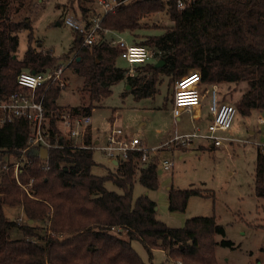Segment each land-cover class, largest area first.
<instances>
[{"label":"trees","instance_id":"trees-1","mask_svg":"<svg viewBox=\"0 0 264 264\" xmlns=\"http://www.w3.org/2000/svg\"><path fill=\"white\" fill-rule=\"evenodd\" d=\"M77 1L86 26L100 19L99 38L84 46L74 31L69 52L55 56L32 46L31 21L15 22L10 16L11 1L0 0V102L19 90L20 73L54 71L63 65L62 60L72 59L68 68L83 79L82 104L60 106L65 86L56 83L45 92V114L52 119L51 131L59 134L53 118L56 111H70L72 118L92 117L94 109L112 95V87L125 79L128 90L123 96L132 94L141 100L154 97L161 75L168 76L171 84L190 70L200 73L204 85L247 82L250 90L242 95L238 111L264 113V0H193L184 9H178V0H116L119 5L92 18L86 15V5L94 0ZM166 9L173 26L160 35H135L133 39L136 45L156 51L160 59L135 65V75L117 66L118 50L110 43L114 38L105 35L119 39L120 34L141 29L142 20ZM24 29L30 33L19 59L15 53L18 33ZM31 137L32 127L23 120L0 127V171L8 166L0 173V264H146L132 246L135 240L151 259L154 251L161 250L177 264H221L216 236H224L225 229L215 216L195 217L181 228H171L157 218V204L148 196L133 199L137 174L147 190L159 188L158 157L142 164L141 154L135 153L114 172L99 176L93 173L94 150L53 148L45 161L38 147L29 148ZM60 143L69 144L64 137ZM90 143L91 133L86 136V144ZM19 160L21 182L33 181L31 196L15 181L14 165ZM108 181L123 194L107 190ZM255 195L264 199L262 149L256 158ZM192 197L207 196L198 188H170L169 210L184 212ZM5 206L22 208L26 221L10 220ZM14 230L21 233L19 238L11 237ZM222 245L232 247L234 243L223 240Z\"/></svg>","mask_w":264,"mask_h":264},{"label":"rangeland","instance_id":"rangeland-1","mask_svg":"<svg viewBox=\"0 0 264 264\" xmlns=\"http://www.w3.org/2000/svg\"><path fill=\"white\" fill-rule=\"evenodd\" d=\"M12 3L11 18L18 22L27 18L31 21L33 30L32 46L39 51H50L55 56L67 54L75 40L74 31L64 24L66 18L83 22V12L77 0H10ZM165 2L167 0H164ZM9 2V0H8ZM178 2V1H177ZM187 3L190 0H186ZM104 3L112 7V0H94L87 3L90 18L99 17L105 12ZM178 7V4H177ZM179 9V7H178ZM14 10H18L17 13ZM139 30L125 32L120 36L127 44H135V35H160L164 28L173 26L167 9L155 13L140 22ZM30 30L19 31V47L16 56L21 59L28 45ZM110 39L118 40L112 34L105 35ZM138 42V40H137ZM153 59L157 62L160 55L153 51ZM70 60V59H69ZM67 60H62L66 64ZM117 66L135 75L138 66H131L128 62L117 58ZM195 70L188 71L185 75ZM67 84L61 92L58 104L64 108H74L82 104L79 90L83 79L72 68L64 72ZM162 82L158 85L154 97L136 100L132 94L123 96L128 90L126 79L112 87V95L105 99L92 112V126L95 138L104 140L110 122L124 128L125 133L140 138L148 149L159 146L170 137L178 133L194 132L199 127L206 132L209 120L208 106L211 103V91L217 92L221 102L229 103L238 108L242 95L249 91L248 83L238 82L222 85L201 86L203 97L201 104L202 116L194 119V111H185L181 120L175 126L172 117V95L177 80L169 84L168 76H160ZM262 110H252L243 115L238 111L232 128L221 132L220 135L228 138L224 145L210 148L201 139L193 143L172 149L176 151L162 152L157 156L163 160H174V168L168 172L158 169L159 188L147 190L139 180L134 183L133 199L148 196L157 204V218L171 228H181L186 221L195 217L215 216L218 223L224 227L225 235H217L216 256L221 264H264V199L255 195V168L258 149L264 147V125H258L257 117ZM161 131L160 133L158 132ZM263 146V147H262ZM182 156V159L179 157ZM95 166L93 173L105 176L111 167L108 159L101 152L94 153ZM198 188L205 192L207 197H192L184 212H171L169 210V189ZM105 188L118 194L123 190L113 182L105 183ZM5 214L10 220L24 223L26 217L23 209L5 206ZM43 226V225H41ZM44 234V231H39ZM21 233L17 230L11 232L13 239L19 238ZM234 243L232 247L223 246L222 241ZM133 248L146 264H177L168 258L164 251L156 250L152 259L148 251L138 240L132 242Z\"/></svg>","mask_w":264,"mask_h":264},{"label":"built area","instance_id":"built-area-1","mask_svg":"<svg viewBox=\"0 0 264 264\" xmlns=\"http://www.w3.org/2000/svg\"><path fill=\"white\" fill-rule=\"evenodd\" d=\"M112 1L114 3L112 7L104 3L105 12L119 5L116 0ZM185 1L178 0L179 9L186 8L193 0H190L189 3ZM64 24L79 34L84 46L93 45L99 38V31L102 30L99 18L93 19L90 26H86L84 22L75 21L72 18H66ZM110 43L117 48L120 58L131 66L146 64L153 59V52L150 49L133 43L127 44L122 37H119L118 40L113 39ZM69 61L71 62L72 59ZM70 62L63 64L54 71L45 73H20L17 77L19 90L7 100L0 102V127L16 120L26 121L32 127L29 148L38 147L40 150L44 148L48 152L49 149L53 148L92 149L101 152L108 159L114 170L120 164L128 161L131 155L135 153L141 154L140 162L145 164L152 157H158L157 152L159 150L162 149V152L171 151L172 149L177 150L193 143L195 139L203 140L210 148L221 147L224 145V141L228 140V138L221 136L220 133L232 128L238 108L218 100L215 89L211 91V103L208 107L210 120L206 132H202L199 127H196L194 132L185 134H180L175 130L172 138L152 149L145 147L144 142L140 138L126 134L124 128L116 126L115 123L110 125L104 140L91 135V143L88 145L86 144V136L91 133L92 117L72 118L70 111L66 110L64 112L56 111L53 115L61 135L57 132H52V119L46 116L44 109L45 92L53 83L60 86H65L68 83L67 78L63 74ZM201 86L206 85L203 84L202 77L198 71L191 72L176 81L172 95V117L175 126H177L185 111L193 110L194 119L198 120L196 112L202 107L201 99L203 97ZM40 89H44L42 94L39 93ZM257 123L258 125H264V113L259 114ZM63 137L69 142L68 145L60 143V139ZM262 150H264V147ZM45 161H48V155ZM156 164L158 169H162L165 172L172 170L175 165L173 159L163 160L159 157ZM19 168L20 160L14 165L15 181L21 189L31 196L30 191L33 181L28 184L22 183L19 177ZM7 169L8 166H5L0 173Z\"/></svg>","mask_w":264,"mask_h":264},{"label":"crops","instance_id":"crops-1","mask_svg":"<svg viewBox=\"0 0 264 264\" xmlns=\"http://www.w3.org/2000/svg\"><path fill=\"white\" fill-rule=\"evenodd\" d=\"M214 87H216V86H214ZM208 107H209V106H208ZM203 108H204V106L202 105L201 109L197 110V112H196V118H198V120L203 118V111H202ZM208 113H209V112H208ZM208 115H209V116H208L207 119L210 120V113H209ZM201 116H202V118H199V117H201ZM181 118H182V117H181ZM92 122H93V120H92ZM158 132L160 133L161 131L158 130ZM188 133H189V132H188ZM191 133H192V132H191ZM182 134H185V133H182ZM91 135H92L93 137L96 136V134H95V130L93 129V126L91 127ZM170 138H172V137H170ZM170 138H169V139H170ZM169 139H168V140H169ZM168 140H166V141H168ZM166 141H164V142H166ZM164 142H163V143H164ZM161 144H162V143H161ZM175 152H176V151H173V152L171 151L172 154H174ZM179 158L182 159V156H180Z\"/></svg>","mask_w":264,"mask_h":264},{"label":"water","instance_id":"water-1","mask_svg":"<svg viewBox=\"0 0 264 264\" xmlns=\"http://www.w3.org/2000/svg\"><path fill=\"white\" fill-rule=\"evenodd\" d=\"M161 64L162 63L160 62L158 65H161ZM40 155H41L42 159L46 160L47 159V155H48V151L43 148V149L40 150ZM156 210H157V208H156ZM32 223H33V221H30V224H32Z\"/></svg>","mask_w":264,"mask_h":264}]
</instances>
